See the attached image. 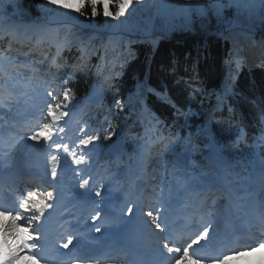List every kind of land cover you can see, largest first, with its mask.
Masks as SVG:
<instances>
[{
    "label": "trees",
    "instance_id": "16d2710c",
    "mask_svg": "<svg viewBox=\"0 0 264 264\" xmlns=\"http://www.w3.org/2000/svg\"><path fill=\"white\" fill-rule=\"evenodd\" d=\"M10 1L2 0L5 11ZM13 1L26 18L57 26L53 35L47 34L49 27L42 34L25 29L23 44L15 45L16 32L8 33L0 23V48L11 45L14 56L11 70L32 93L54 90L57 102H63L64 90L70 89L73 108L98 87L101 101L82 106V124L89 135L101 137L95 151L107 171L122 167L123 154L107 152L115 143L130 151L137 139L155 142L188 134L193 149L203 150L204 142L214 141L229 157L236 154L238 162L264 132V0H216L211 27L200 24L205 14L196 0L178 2L180 8L186 3L191 9L188 17L179 18L173 17V8L157 7L156 0L134 3L119 22H131L134 32V20L144 18L161 33L156 43L120 28L113 34L105 29L109 21L102 15L92 19L90 10L86 19L53 11L51 5L45 6L46 0ZM28 61L31 68L25 66ZM136 85L143 86L148 113L156 115L148 135L141 136L139 104L136 112H128L116 103ZM109 131L112 138L104 140ZM239 131L242 138L236 143ZM259 150L264 154V142ZM153 158L149 168L158 176L162 167L156 155Z\"/></svg>",
    "mask_w": 264,
    "mask_h": 264
},
{
    "label": "rangeland",
    "instance_id": "374dc122",
    "mask_svg": "<svg viewBox=\"0 0 264 264\" xmlns=\"http://www.w3.org/2000/svg\"><path fill=\"white\" fill-rule=\"evenodd\" d=\"M2 0H0V6H2L1 3ZM162 1V2H160ZM179 1L182 2H188V1H192V0H157L156 6L157 7H163V8H173V17L174 18H179L180 16L183 17H188L191 9L188 8L187 4L184 3L183 6L180 8L179 7ZM198 3V7L202 6V0H196ZM216 0H203V12L205 14V18L203 20L200 21L201 25H211L213 24L212 21V17L210 15L211 12V6L212 3L215 2ZM160 2V3H159ZM9 9L6 10V18L2 21L1 24L5 25V23L7 22V32L11 33V32H16L17 38L21 37L22 34L24 33L25 29L26 30H30L32 29L33 32H35L36 34H42L44 33V31H46L49 27V31L47 32L48 35H53L54 31H53V27H56L57 25H53L51 26L50 24H39L37 23L35 20H31L26 18L24 15L26 13H18L17 9H16V3H14L13 1H10L9 3ZM52 18L50 17L51 20ZM109 20H107L106 22H108ZM115 23H112V21L108 22V25L105 27L106 30H112L113 34H119L120 33V29L123 30V32H126L127 34H130L129 36H132L134 38H139V37H145L146 40H148L149 42L152 43H156L157 40L159 39V36L157 34H161L159 29L157 28H152L151 25L144 23V18H141L140 20H134V22L132 23L135 27L137 28L136 31L131 32L130 31V24L131 22H117L114 21ZM117 39V38H115ZM18 41V40H16ZM21 42V41H20ZM36 42V41H35ZM34 45H36L34 43ZM33 45V46H34ZM32 47V46H31ZM9 56L6 53L1 52L0 53V69L3 65L7 66L8 63V58ZM26 67L30 68L31 67V62L29 61L26 64ZM1 71V70H0ZM48 71L50 72H54L53 68L51 67L50 69H48ZM5 74V73H4ZM3 75H0V78H2ZM4 78V77H3ZM11 79V76H7L2 83H4V86L6 89H9V93L11 95L14 96L15 98H19L23 99V103H22V107L24 108L25 111H29L30 109H37L38 111H40V119L37 122H49L47 117H46V110H47V105L45 103V100H51V98H46V93L43 92H39V93H34L31 94L30 92H28L26 95H24L23 97L16 94V87L19 86L18 84V79L14 76V79L16 81V85L13 83H8L9 85H7L6 81L7 79ZM18 85V86H17ZM13 86V87H12ZM21 87V86H20ZM23 89V87H21ZM142 89L143 86L142 85H137L135 87V89L131 92H129L125 99H123L122 101H120L121 103L119 104V109L120 110H127L130 112H136V107L137 104L139 103V114L141 116L142 119H145L146 121L148 119H150L152 117V114L150 115L146 108H145V104L143 102L142 99ZM95 92L93 94H95L93 96L92 99H90V102H95L97 100H100V95L99 92L94 90ZM92 94V93H91ZM5 97H8L10 99V104L11 106L13 105V103L16 100H13V98L11 96L8 95H4ZM88 101V100H87ZM11 108V107H10ZM71 108V106H70ZM71 115H70V120L73 121V131L70 134H67L65 131L63 133L60 132H56V142L58 143H69L68 145L72 147V149L76 150L77 155L79 156L81 153L84 154L85 156V161L82 164H75L74 163V167H75V175H74V180L72 181V185L75 188V190H81L83 192V194H87L86 193V188L90 187V194H95L94 192L98 190L99 186L95 185L96 183L99 182H115L117 184H121V186H123V188H121V191H126L129 190L131 188V186L134 184V182L129 183L127 180H129V178L132 175H138L140 173L139 169L143 168V165L146 163H150L154 161L153 156L154 155H159L160 157H163L164 155L167 156H171V155H175L176 153L171 154V152H167L171 147H175V148H180L179 150H181L182 152H187L188 155V161L186 163V166H188L190 168V170L192 171L193 168L192 166V162L193 159L195 157H197L198 159H202L204 158L205 163L207 162V155L205 153H201L200 148L197 150H195V148L193 149L192 146H188L185 145L186 141H189V136H185L184 139H176L175 141H173L172 145L169 144V142H171V140L168 139H164L162 143H157L156 144V148L152 151L149 147L151 145L150 142H143L140 140H136L134 142L133 145V151L131 153L127 152L124 154V158L122 160V162L125 159V163H127V160L130 164L129 170L127 172V170L124 168L123 172H125L126 174L124 175V180H120L117 181L120 177V175L123 173L121 172V174H117V173H110L109 175H111L110 178H106L107 174L105 172L106 168L103 166V164L105 162L100 161L99 158L97 157V154L94 153L95 152V148H91V146H89L88 149H83L81 146H79V139L84 137V133H81L80 129L84 128L85 132L87 129V126L82 124V118H83V113H79L81 110V107H78L76 109H72L71 108ZM83 110V109H82ZM81 110V111H82ZM43 113V115H42ZM10 124V123H9ZM78 124V127H77ZM7 127H9V125L7 124ZM58 127H63L64 128V122L61 121L60 124L58 125ZM34 128V127H33ZM29 129L28 128L25 132L23 131V135L18 137V140L24 141V140H28L27 139V135L30 134L29 133ZM75 129V130H74ZM207 131V128H206ZM87 133V132H86ZM148 130L147 128H145V123L143 124V130L141 133V136L143 134H147ZM87 135H89L87 133ZM261 141H264V134L262 133L259 136ZM30 141V140H29ZM31 143H33L31 141ZM170 146L168 149L167 147ZM187 146V147H186ZM117 145L114 144L111 147V151L112 152H117ZM175 150V149H174ZM61 151L59 152V155L61 156ZM196 151V152H195ZM149 153V156L147 155ZM57 154V151L55 148H48L47 145H45V153H38L36 160L39 161V164L41 165L42 162H44L45 159L50 158L51 155H55ZM131 155L132 157L134 156V159L131 160ZM166 161V160H165ZM162 163V162H161ZM195 164H197L198 166H200V164L198 163V161L195 162ZM45 166V165H43ZM258 166V168L260 169L259 171H256V167ZM263 167V168H262ZM73 169V168H72ZM200 169V168H199ZM207 169V168H206ZM250 170L249 173H246L247 170ZM102 170V171H100ZM241 170V166H239V159L238 162H233V160H231V164L228 168L225 169V171L223 173H218L216 175V179L217 181L222 184V185H228L230 184L233 185V183H237V187H232V191L233 194H235V196H237L236 191L240 189L239 184L242 182L236 180L235 175ZM246 173V177L248 179V181H252L254 179H259V180H264V160L263 158L259 157L257 154H253L250 157H245L244 158V162L242 164V172ZM150 172V171H149ZM173 173V172H171ZM151 175V173H149ZM118 175V176H117ZM48 177V175H45L46 179ZM152 177V176H151ZM193 179H196V176H192ZM82 179H89L90 180V184L88 186H86V188L82 189L80 188V182ZM43 180V178H42ZM153 180H151L152 183ZM95 183V184H94ZM128 183V185H127ZM153 184V183H152ZM41 184V182L38 180L35 184H33L32 187L33 190L32 191H42L44 190V186ZM152 186V185H151ZM112 184L111 185H103L102 189H101V197L100 199L103 200L105 198H107L110 192H115L116 190H111L112 189ZM151 200V198H148ZM221 200V199H220ZM220 200L218 199L215 203V207H218ZM150 202H148V204H146L145 207V212L147 213L150 209L149 206ZM214 207V208H215ZM155 208V206H154ZM154 210H153V214H154ZM146 216V215H144ZM252 247L255 249L254 251H250V252H245L240 256H235L232 259H237V258H241L243 261H245L247 264H264V249H260V248H256L255 244L252 245ZM231 259V260H232ZM18 264H42L38 261H31L28 259L27 255H24L21 257L20 261L18 262ZM100 264H111L109 262L106 263H100ZM114 264V263H112ZM173 264V263H171ZM211 264V263H210Z\"/></svg>",
    "mask_w": 264,
    "mask_h": 264
},
{
    "label": "snow or ice",
    "instance_id": "6c2138e0",
    "mask_svg": "<svg viewBox=\"0 0 264 264\" xmlns=\"http://www.w3.org/2000/svg\"><path fill=\"white\" fill-rule=\"evenodd\" d=\"M140 2L141 0H46L45 6L51 5L53 11H60L68 15L75 14L86 19L89 18L86 10H90L92 19L102 15L106 20L119 22L122 17L129 14L134 3L139 4ZM70 91L67 88L64 90L63 102H57L59 98L54 90L46 92V98H51L50 101L45 100L47 105L46 117L49 122L38 123L34 128L29 129L30 134L27 135V139L33 142V146L44 144L48 148L56 149L57 154L50 156L52 182L59 176L58 169L61 167L63 159L59 155L60 150L72 157L73 163L77 165L85 161L83 153L78 156L75 149L70 148L67 144L58 143L55 139L57 131L60 133L65 131L63 127H58V125L61 121L66 123L65 118L71 115ZM10 102L8 97L0 95V106ZM116 103L119 105L121 102L117 101ZM80 131L84 133V137L79 139V146L83 149H88L89 146L95 148L96 142L101 137L99 135H87L84 128H81ZM112 136L113 133L109 131L103 139L110 140ZM89 184V179H82L79 186L84 189ZM95 195L101 197L102 193L97 190ZM57 198L58 196L54 191H27L15 201L0 198V264H18L24 255H27L29 260L36 261L37 257L40 256V242L43 239L40 227L43 220L47 219L50 210L54 209ZM154 211L156 216H153V210H149L145 215L153 218L152 222L158 233H167L168 229L163 223L162 209L156 208ZM127 215L129 217L134 215L133 206L127 207ZM100 218V211L92 216L93 221ZM96 231L100 232L101 228L97 226ZM210 232V225L204 227L186 247L182 245L170 247L169 244L173 241L169 236H159L157 233V238L165 241L163 251L168 254L166 259L172 261L173 264H201V259H209L211 264H230L233 257L255 250L250 244H241L239 247H233L216 257H194L192 254L193 245L200 246L202 241L207 242L210 238ZM70 246H75L74 237L71 234L68 235L67 241L61 247L69 249ZM255 247L264 249V234L255 242Z\"/></svg>",
    "mask_w": 264,
    "mask_h": 264
},
{
    "label": "bare ground",
    "instance_id": "6f19581e",
    "mask_svg": "<svg viewBox=\"0 0 264 264\" xmlns=\"http://www.w3.org/2000/svg\"><path fill=\"white\" fill-rule=\"evenodd\" d=\"M1 92H2V89H1V87H0V94H1ZM15 121H16V118H14V120H13V122H12V125L10 126V129H13L14 128V123H15ZM22 126L24 125V123L23 124H21ZM17 132H21V131H18V129H16L15 131H14V133H17ZM259 139V138H258ZM72 148V147H71ZM61 157H63V154H62V156ZM73 159H72V157H70V161H69V165L71 166V168H73ZM43 165H45V166H43ZM50 168H51V163H50V158H47V159H45L44 160V162H42V166H40V171L42 172V176H45V175H49L50 174ZM25 175H30V173H28V174H25ZM33 189H31L30 191H32ZM69 190V189H68ZM73 190V188L71 187L70 188V190L69 191H72ZM26 193V192H25ZM244 196H242V197H240L239 198V201H240V203H243V201H244ZM251 201V202H250ZM244 203L246 204V203H249V205H251L252 206V204L251 203H253V201L252 200H250V196H249V198L247 199V200H245L244 201ZM261 204H264V200H261V202H260ZM253 206H254V204H253ZM73 213H75V215H77V211L76 210H74V212ZM118 215H119V209H118V207L115 205L114 206V212H113V214H112V221H117V217H118ZM190 223H186L185 224V226H188ZM231 233V232H230ZM143 236H145V234H143ZM239 243V242H238ZM249 243H254L253 241H250ZM239 245V244H238ZM105 246H107V244L105 245ZM109 247V246H108ZM238 247V246H237ZM105 250H107V249H105ZM107 254H104L103 252H102V250H101V255L103 254L105 257L106 256H110V253L109 252H106ZM221 253V252H220ZM159 257V254L156 256V258H155V262H156V260H157V258ZM58 262V261H57Z\"/></svg>",
    "mask_w": 264,
    "mask_h": 264
}]
</instances>
